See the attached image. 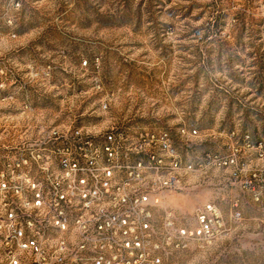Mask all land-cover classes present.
Segmentation results:
<instances>
[{"label": "rangeland", "instance_id": "obj_1", "mask_svg": "<svg viewBox=\"0 0 264 264\" xmlns=\"http://www.w3.org/2000/svg\"><path fill=\"white\" fill-rule=\"evenodd\" d=\"M116 124L197 131L164 264H264V0H0V173L41 126Z\"/></svg>", "mask_w": 264, "mask_h": 264}, {"label": "built area", "instance_id": "obj_2", "mask_svg": "<svg viewBox=\"0 0 264 264\" xmlns=\"http://www.w3.org/2000/svg\"><path fill=\"white\" fill-rule=\"evenodd\" d=\"M39 130L0 173V264H164L168 249L187 247L193 233L157 212L195 173L196 130L180 131L182 146L138 125ZM254 201L264 211V189ZM198 217L209 234L211 220Z\"/></svg>", "mask_w": 264, "mask_h": 264}]
</instances>
